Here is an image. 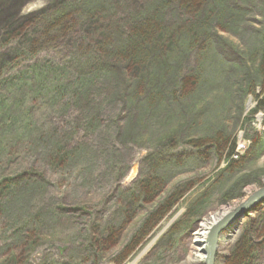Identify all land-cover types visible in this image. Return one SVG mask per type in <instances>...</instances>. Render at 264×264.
Listing matches in <instances>:
<instances>
[{"label":"rangeland","instance_id":"1","mask_svg":"<svg viewBox=\"0 0 264 264\" xmlns=\"http://www.w3.org/2000/svg\"><path fill=\"white\" fill-rule=\"evenodd\" d=\"M263 36L264 0H0V264H204L199 225L264 188ZM241 244L264 264V203L215 264Z\"/></svg>","mask_w":264,"mask_h":264},{"label":"trees","instance_id":"2","mask_svg":"<svg viewBox=\"0 0 264 264\" xmlns=\"http://www.w3.org/2000/svg\"><path fill=\"white\" fill-rule=\"evenodd\" d=\"M183 9L189 10L193 8L194 5L198 3V0H178ZM62 11V10H61ZM60 10L56 11L54 15L50 14L47 17L43 18L42 21H40L41 26H45L43 28V31H41V35L38 37L37 43H46L49 47H57V44L55 43V36L63 35L65 37L67 34L72 33L74 30V27L72 26L76 21L75 18H77V12L76 10H68L66 9L65 11L61 12ZM61 12V13H60ZM156 12L152 14L150 17H147V19H142L143 22L141 21L142 24L138 25V27L133 26L129 30H125L126 32L119 33L120 38L122 39L120 41L121 43V51H125L126 56H129V54L134 55L135 53H138V48L139 42L143 39H145L150 31L152 30V27L154 25V22L156 21ZM154 28V27H153ZM56 32V33H55ZM52 34H55L52 35ZM37 37V36H36ZM43 41V42H42ZM117 44L116 47L114 48H119V44ZM112 45H110L111 47ZM128 52V53H127ZM87 53V52H85ZM123 53V54H124ZM102 59L99 57L94 59V63L97 62V64L102 65ZM98 66V65H97ZM260 75L262 76L263 83H264V36L262 38V63L260 66ZM264 92V89H263ZM259 111L264 112V101L261 102V105L258 106L253 113L251 114L256 115L259 113ZM199 143V142H198ZM234 154V148H231L230 156ZM147 193L149 190H153V187H150L149 184H147ZM151 196L153 195L152 193L150 194ZM246 259H248V252H247V247L246 244H241L238 246L236 252L234 255L229 259L228 264H245Z\"/></svg>","mask_w":264,"mask_h":264},{"label":"water","instance_id":"3","mask_svg":"<svg viewBox=\"0 0 264 264\" xmlns=\"http://www.w3.org/2000/svg\"><path fill=\"white\" fill-rule=\"evenodd\" d=\"M264 203V188L251 195L233 212L223 216L208 233L205 248L204 264H215L216 252L218 248L221 233L228 229L229 226L241 221L245 215L251 212L256 206Z\"/></svg>","mask_w":264,"mask_h":264},{"label":"bare ground","instance_id":"4","mask_svg":"<svg viewBox=\"0 0 264 264\" xmlns=\"http://www.w3.org/2000/svg\"><path fill=\"white\" fill-rule=\"evenodd\" d=\"M226 214H229L228 212L224 214V216ZM223 217V215L219 218V219H214L213 222L211 224H200L199 225V230L197 231V233L194 235V244L196 247V258L199 261L205 262V248H206V239L208 236L209 231L211 230V228H213V226ZM238 223V222H237ZM236 223V224H237ZM232 226V225H231ZM231 226H229L228 228H230Z\"/></svg>","mask_w":264,"mask_h":264}]
</instances>
